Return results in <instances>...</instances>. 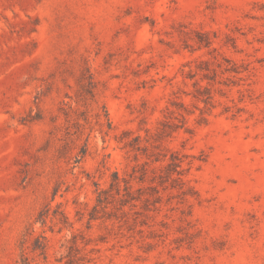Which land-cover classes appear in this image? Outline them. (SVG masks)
<instances>
[{"label":"rangeland","instance_id":"obj_1","mask_svg":"<svg viewBox=\"0 0 264 264\" xmlns=\"http://www.w3.org/2000/svg\"><path fill=\"white\" fill-rule=\"evenodd\" d=\"M114 172L132 196L90 221ZM74 235L87 264H264V0H0V264H64Z\"/></svg>","mask_w":264,"mask_h":264},{"label":"trees","instance_id":"obj_2","mask_svg":"<svg viewBox=\"0 0 264 264\" xmlns=\"http://www.w3.org/2000/svg\"><path fill=\"white\" fill-rule=\"evenodd\" d=\"M205 63V62H204ZM218 67H221V65L219 64ZM222 72H234L237 75H240L241 71H238L237 69H226V70H222ZM202 78H206L209 79V75L207 73H203ZM242 78V77H240ZM196 85H198V92L199 94H194L193 98L196 99L197 101H202L204 103H206V105H208L211 102L212 96L210 93V89L208 87H205L203 85H199L198 83H196ZM179 107V111H175V110H169L170 115L176 114L178 113V115L181 117V121L183 120L186 124V116L185 113L187 110L184 106L183 103L178 104ZM184 112H182V110ZM178 119V118H177ZM99 122L101 124L102 127H104V125H107L109 130H112V122L110 121L108 114L106 113V120L105 122L101 121L99 119ZM162 125L164 126V128L161 130H159L157 132L158 137H162V135L164 136H169L172 132L176 131L179 127V125H177L176 123L170 121V119L165 120L164 122H162ZM103 131V130H102ZM105 133L107 134L108 131H105ZM124 137H121L120 139V143H122L123 148L127 149L128 152H134L136 153V155L138 153H143L144 156H147L148 159L150 160V163L152 165H154V167L152 168V171H156L158 169L162 170V169H166L167 170V175H166V180L162 179V176H159L160 180V185L163 186L164 182L166 181H171L172 183H174L176 185L177 182H182V175L185 171V169L183 168V157L179 154V152H171L170 153V159H167L166 155H164L163 157L157 156V155H152L154 156V158L150 157V154L147 153V149H148V145L145 142H149V139H146L145 142H143L142 137L141 136H133L132 131H124L123 132ZM151 144V143H150ZM155 146V145H152ZM148 163V162H146ZM159 165L160 166H155V165ZM146 174L145 172L142 173L139 177L138 180L139 182H144L145 181V177H143L142 175ZM136 175H131V179H126V178H121L120 174L118 172H114L112 174V181L110 183V188L109 189H97L98 192V198H97V202L98 205L95 206L93 208V212L90 213V218L89 220H95L98 217H96V212L98 210V206H102L104 204H108L107 200L109 198L110 193H112V191H116L118 194L121 193V189H122V183H124V191L126 192V194L131 197L132 196V189H133V184H132V180H136ZM152 182L156 181V176L153 177ZM175 185H172L173 187H175ZM152 190L158 192V187L157 186H152L150 187ZM131 200H135L134 197L131 198ZM121 201H124L126 203H129V201L122 199ZM125 204V203H124ZM76 241H77V236H73L72 238V245H70L68 247V254L65 256L67 259L65 261L64 264H87L88 262H91V258H85L84 256H77L78 254H80V248H78V246L76 245ZM85 260V263H83Z\"/></svg>","mask_w":264,"mask_h":264}]
</instances>
